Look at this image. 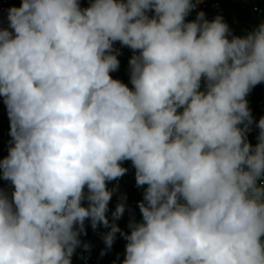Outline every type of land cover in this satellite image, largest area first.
<instances>
[{"label":"clouds","instance_id":"9594fccd","mask_svg":"<svg viewBox=\"0 0 264 264\" xmlns=\"http://www.w3.org/2000/svg\"><path fill=\"white\" fill-rule=\"evenodd\" d=\"M192 7L22 0L9 9L0 95L14 146L0 169L15 191L13 201L0 193V264H71L85 219L108 226L106 181L126 173L125 160L148 187L123 264H264V118L257 146L245 142V97L264 82V24L229 40L222 17L185 23ZM115 41L141 50L129 62L135 91L109 74ZM123 212L117 205L114 218ZM118 231L105 235L109 248Z\"/></svg>","mask_w":264,"mask_h":264},{"label":"trees","instance_id":"16d2710c","mask_svg":"<svg viewBox=\"0 0 264 264\" xmlns=\"http://www.w3.org/2000/svg\"><path fill=\"white\" fill-rule=\"evenodd\" d=\"M219 1L224 9L223 14L219 15V17H222L223 22L226 23L229 28V34L227 35L229 40L233 37L245 38L249 34L255 33L263 24L264 13L262 15L259 14L254 10V7L260 6L264 8V0ZM117 2L127 3V0H117ZM90 6L91 4L87 5L86 8ZM146 11L152 12L154 14V18L156 17L154 9ZM201 12L204 14V20L211 22L208 20V9H198L188 13L184 18V22L190 23L196 21L198 14ZM12 34L13 36L15 35L14 32ZM140 52L141 50H133L129 46L123 45L120 41L113 42L111 54L116 55V58L119 61V66L117 70L112 71L109 74L113 79L119 80L132 91H135V88L131 82V66L129 62L134 55L139 56ZM263 85L264 82L257 84L245 97L252 117V123L248 126V129L245 132V142L250 144L252 149H254L260 142L258 139L260 134L258 123L261 118H264V103H260L259 101L264 98ZM199 91L203 93L207 91V80L204 77L201 78ZM7 114L8 112H3L0 116L3 119L2 131L0 135V161L9 155V149L14 146L13 138L10 136V119L5 117ZM238 127L244 128V124H240ZM122 167L126 168L127 171L123 176L116 178L120 181V194L116 192V179L106 181V188L112 193V196L108 202L105 216H113L117 205L121 204L119 201V195H123L132 206L137 224L143 223L139 203H146V201H144V194L148 185H137L136 169L131 160H125ZM4 181L3 170L0 169V193L5 194L10 201H13L14 192L1 189ZM256 187L264 189V185L260 184V178L256 181ZM83 191L84 199L81 201V206L87 208L90 203L87 199L89 194L87 186H85ZM120 218L121 229L115 233L114 240L110 248L105 243V235L95 233L91 229V219L86 218L84 221V229L82 232H79L77 237L80 243L76 246L70 257L71 264H123V261L126 258V245L128 243L125 236L131 234L132 227H130L129 222L125 217L120 216ZM74 230L79 231L78 224L74 225ZM85 245H88V247L85 248Z\"/></svg>","mask_w":264,"mask_h":264},{"label":"built area","instance_id":"2783aa9c","mask_svg":"<svg viewBox=\"0 0 264 264\" xmlns=\"http://www.w3.org/2000/svg\"><path fill=\"white\" fill-rule=\"evenodd\" d=\"M77 2H78L80 9L83 10V9H86L87 5L92 4L94 0H77ZM191 3L193 7L188 13L196 11L198 9H208L209 11L208 20L209 21H213L216 17L223 14L224 12L223 6L219 0H191ZM21 5H22V0H0V30L7 29L11 33L14 32V30L10 28L9 26L10 25V22L8 19L9 9L13 7L19 8ZM254 10L257 11L261 15L264 13V8L260 6H255ZM145 14L149 17V19L154 18V14L152 12L146 11ZM263 24H264V20H263ZM206 92L207 91H205V93ZM263 92H264V85H263ZM259 102L264 103V98H262ZM183 110L184 108L180 107L177 109V113L180 114L183 112ZM3 112H8V110H7V106L4 103L3 95H0V116L3 114ZM5 117L9 118L8 114ZM2 125H3V119L2 117H0V135L2 131ZM123 163L124 161L121 162V167ZM243 168H244V171H248L247 165H245ZM119 184H120L119 179H116L115 185H116V192L118 194H120ZM260 184L264 185V174H262L260 177ZM1 189L12 191V192L15 191V187L10 180H5L3 182ZM119 201L124 206V212L122 214V217H125L128 220L130 225L137 224L136 219L134 217L132 206L127 201L126 197H124L123 195H119ZM106 219L109 222L107 227L104 226L102 223H99L95 229H93L92 224H91V229L95 233L101 234V235H106L107 233H109L111 231V227L113 224H115L119 230L121 229V218L120 217L114 218V216H108L106 217ZM131 231H132V228H131ZM261 242L264 243V236L261 237Z\"/></svg>","mask_w":264,"mask_h":264},{"label":"rangeland","instance_id":"374dc122","mask_svg":"<svg viewBox=\"0 0 264 264\" xmlns=\"http://www.w3.org/2000/svg\"><path fill=\"white\" fill-rule=\"evenodd\" d=\"M152 19V18H151Z\"/></svg>","mask_w":264,"mask_h":264}]
</instances>
